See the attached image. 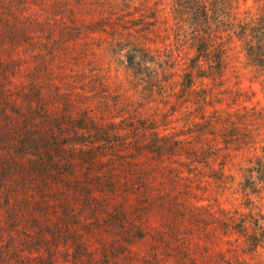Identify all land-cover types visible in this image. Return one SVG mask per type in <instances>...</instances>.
<instances>
[{
	"label": "rangeland",
	"instance_id": "rangeland-1",
	"mask_svg": "<svg viewBox=\"0 0 264 264\" xmlns=\"http://www.w3.org/2000/svg\"><path fill=\"white\" fill-rule=\"evenodd\" d=\"M101 2L0 0V264L264 261V249L237 246L240 223L229 221L244 214L245 236L264 243V185L247 197L241 170L217 185L204 166L189 174L175 156L160 163L140 150L152 139L154 104L99 30ZM156 2L115 0L112 11ZM159 9L163 22L166 3ZM164 35L160 25L145 47L163 56ZM144 65L168 69L164 58ZM242 100L261 110L264 94Z\"/></svg>",
	"mask_w": 264,
	"mask_h": 264
},
{
	"label": "trees",
	"instance_id": "trees-1",
	"mask_svg": "<svg viewBox=\"0 0 264 264\" xmlns=\"http://www.w3.org/2000/svg\"><path fill=\"white\" fill-rule=\"evenodd\" d=\"M160 2L168 9L163 22ZM114 3L102 0L107 13L99 30L112 40L108 44L111 49L123 52L127 69L136 71L142 82L139 94L154 104L155 117L149 124L152 139L140 150L148 148L149 155L160 163L168 158L173 162L175 156L189 174L204 166L211 170L217 185H227L222 176L229 177L230 184L237 180L226 170H241L243 180L238 185L247 197L263 187L264 131L259 127L264 124V104L261 110L260 103L248 108L242 97L256 94V88L264 94V0H157L153 6L142 8L141 4L134 14L120 16L112 11ZM160 25L166 33L163 56L157 48L150 52L143 42L148 40L147 33ZM125 31L122 41L119 35ZM161 58L168 64L165 73L146 72L144 62L157 63ZM246 161L250 166L243 172ZM237 214L239 219L231 216L229 221L241 224L236 227L237 239L250 245L237 246L244 252L247 247L254 252L264 249L257 236L253 235L256 243L245 236L244 214Z\"/></svg>",
	"mask_w": 264,
	"mask_h": 264
}]
</instances>
